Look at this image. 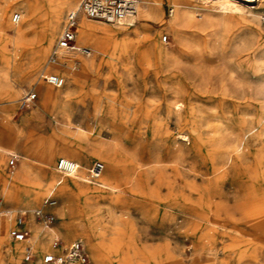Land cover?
<instances>
[{"label":"rangeland","instance_id":"obj_1","mask_svg":"<svg viewBox=\"0 0 264 264\" xmlns=\"http://www.w3.org/2000/svg\"><path fill=\"white\" fill-rule=\"evenodd\" d=\"M79 1L62 9L53 41L42 50L46 15L61 0H0V132L11 121L18 139L12 149L29 159L11 166L15 155L2 158L0 207L13 215L0 221V264L43 261L47 251L36 247L35 257L25 261V248L14 251L8 234L16 213L26 211L27 222L44 198H55L49 193L61 177L68 189L58 192L54 205L55 230L65 244L59 247L82 241L91 264H100L99 257L108 264H264V177L248 173L257 170L264 135L243 128L264 104V16L225 12L205 0H147L159 18L135 17L128 25L84 17L79 29L84 20L99 27L80 42L92 53H74L76 80L59 74L65 84L57 88L41 76L51 73V53ZM176 4L190 23L173 28ZM15 13L22 16L18 24ZM29 91L37 98L21 108ZM216 112L222 122L209 119ZM210 125L222 127L214 139ZM230 132L241 136L250 156L234 163L238 176L212 169L211 150ZM60 158L80 164L75 177L58 172ZM95 161L105 169L89 182L86 169ZM21 167L33 172L35 182L48 183L30 206L4 198L3 182ZM247 190L257 193L255 201L243 197ZM82 212L95 219L96 235L67 237L68 226L83 222ZM3 223L11 225L6 235ZM32 223L37 241L48 243L50 232ZM27 229L33 236V226Z\"/></svg>","mask_w":264,"mask_h":264},{"label":"bare ground","instance_id":"obj_2","mask_svg":"<svg viewBox=\"0 0 264 264\" xmlns=\"http://www.w3.org/2000/svg\"><path fill=\"white\" fill-rule=\"evenodd\" d=\"M73 1H76V0H61V2L50 6L49 12L46 15L47 16V20H46L47 22L44 24L43 35L39 40V49L46 50L51 45V43L53 41V35L55 34V31L58 27L59 13L62 11V9L66 5H68L70 2H73ZM205 1L216 4L218 8H220L221 10H223L225 12H226V10H234V11H240L241 12V11H245L247 9L248 12L252 13L256 19L264 16V0H205ZM142 4H144V7H142V10L139 11V7H140V4H139L138 11H137V14L135 16L131 17L130 19H128L126 21H122L118 24H125L126 23L128 25H132L135 17H138V18L149 17L151 19L159 18L161 13L156 11V7L152 6V4L149 1L144 0L142 2ZM77 6H78V3H76L74 5L72 10L77 9ZM176 7L179 9H178V12H177L175 18L173 19V28H176V27L181 26V25L186 24V23H190V19L188 18V16L185 13L181 12L182 6L180 7L179 4H176ZM252 8L256 9V11H253ZM81 17H79V26H80V18ZM97 29H99V27H97L96 25L91 24L85 20L82 21L81 27L79 29V35L77 36L78 43L80 44V42H84L86 40H89L92 37V32L97 30ZM100 29H102V28H100ZM70 54H71V56H70ZM70 54L67 53L66 56H63L62 62L59 61L60 63L59 62L52 63L49 60V62H48L49 71L51 73L63 74V75L71 76V78H74L75 74H74V72L71 71L72 62L74 61L72 55H74V53H70ZM63 61H64V65H65V70L62 73L60 67L63 65L62 64ZM74 80H76V78H74ZM210 118L211 119H218L220 122L223 121L222 120L223 117L220 116L217 112L210 115L209 119ZM250 119H252V118H250ZM250 119L243 121V128L246 129L245 133L247 134L248 132H250L254 129L256 130V128H257L258 129L257 135L259 137L264 135V104L260 105L258 113L255 117V120H250ZM4 123L6 126L5 129H7V131L0 132V140L1 141L6 140L5 144H7L9 147L3 146L2 143H4V142H0V166L2 164V158L4 157V155H15L16 157H18L20 159L21 158L24 159V162L29 161V159L26 156H22L18 153H15L14 150L12 149V145L15 142L17 143V141H18L17 137L13 135V129L15 128V126L8 119H6ZM208 129H209L208 130L209 133L213 134V136H211L210 139H214L215 136L219 134L218 130H222V127H221V125L219 127L217 125H210ZM226 131H228V130H226ZM230 133L231 134L229 136L226 135L224 137L223 143L221 146L213 148L211 150L212 169H213V173H217V172L220 173L221 172L220 174H223L224 176H227L230 173V171L233 170L234 175L238 176V175H240L241 172L239 171L240 170L239 166H236V167L233 166L234 163L237 160H239V161L242 160L243 158L249 159L250 156H249V152L244 153V151H243L244 148H241V136L234 134L233 132H230ZM241 133H242V131H241ZM79 145H80V143H79ZM66 159H69V158H66ZM78 160H80V158ZM257 162H258L257 170H253L254 173H251V171H249L250 170L249 169L248 173L250 175H253L254 177H257V174L258 175L261 174L264 177V150H263V152H261L257 156ZM76 163H78V162H76ZM259 169L261 170V172L258 171ZM13 172H15V171H13ZM116 173H118V172L116 171ZM75 176H76V174L72 175V176H65V177H75ZM102 176H103V173L101 174V176L99 178H101ZM130 177H132V176H130ZM64 182H65L64 177H61L56 181L55 185L51 188V192L49 194L53 193V195L55 196V200L53 199V197H51L54 200V204L51 206H54L57 204L58 199H59L58 195H57L58 192H65L68 189V186L63 185ZM3 183H4L3 184L4 198L8 199L10 201L13 200L16 203H21V204H24L26 206H30L32 203L36 202V200H38V198H40L41 191L48 187V183L45 184V183L35 182L33 180V172L29 168H24V167L19 168L15 173L7 176L5 182H3ZM17 188H19V189H17ZM54 189H56V190H54ZM54 193L57 195V197ZM215 193H217V192H215ZM256 194L257 193L254 190H247L243 193V195H244L243 197L252 202V201H255L252 199L255 198ZM45 200L43 202V207H42V208H44V210H46L48 207H50L48 205H44ZM65 201H67V199H63L62 203H65ZM210 201H211V199H210ZM205 204L208 205L207 203H205ZM209 204H211V203H209ZM201 206H202V204H201ZM7 210L10 211L13 215V212L11 209H7ZM23 212H26V211H23ZM33 215H34V212H33ZM80 216L83 218V222H76L74 225L68 226L69 228L67 229L68 233H66V236L67 237L68 236L69 237L74 236L80 231L87 233L91 237L95 236L96 235V232L94 231L95 219L92 218V216H90L89 214L84 213V212L79 213V217ZM32 222H34V221H32ZM32 222H29L27 224L29 227L31 226V229L33 226V229H32L33 236H30L29 240H28L29 243L32 244V248L34 249V247H36L40 251L46 250L47 252H51V253L61 252L62 249L60 247H53L51 241H49L48 243H40L39 241H37L39 229ZM10 226L11 225H8L5 223L1 224V230H2L1 235L8 234V229L10 228ZM105 229H107V228L105 227ZM99 234H100V237L103 236V232L100 231ZM2 242L3 241L1 240L0 244ZM26 244L27 243H16V244L12 245V249L13 250L16 249L17 251H20L26 247ZM263 244H264V242H263ZM101 247H102V245H101ZM107 248H109V247L107 246ZM118 251H120V250H118ZM94 253L96 256V254H98L97 250H94ZM122 257H124V256H122ZM99 258H100V264H108V261L105 257H103V258L99 257ZM32 264H44V263H43V261L41 262L40 259H37ZM74 264H78V263H74Z\"/></svg>","mask_w":264,"mask_h":264},{"label":"built area","instance_id":"obj_3","mask_svg":"<svg viewBox=\"0 0 264 264\" xmlns=\"http://www.w3.org/2000/svg\"><path fill=\"white\" fill-rule=\"evenodd\" d=\"M139 0H80L77 9L71 10L66 16L65 25L58 38V41L51 53L50 61L56 63L61 61L63 53L72 52L82 55H91L92 49L82 46L78 43L79 17H85L90 20L100 21L108 24H117L126 21L137 14ZM22 19L20 13H15L12 21L18 24ZM65 51V52H64ZM43 80L60 88L65 84L64 78L56 73L43 74ZM37 98L34 91L27 92L21 99V108L29 107ZM18 157L12 156L10 165L14 166ZM81 169L80 165L74 160L60 158L57 162V170L65 176H72ZM105 169L104 163L95 161L86 170V179L89 181L97 180ZM54 200L48 197L44 205L51 206ZM12 215L10 211L0 207V221ZM25 212H18L14 215L15 226L9 231V240L11 243H27L24 249L25 261H31L34 257V250L29 243V230L26 228ZM34 216L39 220L45 229L52 232V246L59 247L64 244L62 238L54 232L56 224V214L52 211H46L44 208L34 210ZM54 232V233H53ZM44 264H91V260L84 244L80 240L72 241L66 245L61 252H46L43 255Z\"/></svg>","mask_w":264,"mask_h":264},{"label":"crops","instance_id":"obj_4","mask_svg":"<svg viewBox=\"0 0 264 264\" xmlns=\"http://www.w3.org/2000/svg\"><path fill=\"white\" fill-rule=\"evenodd\" d=\"M82 18H84V17H81L80 19H82ZM78 40V39H77ZM61 61H62V59H61ZM60 61V62H61ZM59 62V63H60ZM91 166V165H90ZM89 166V167H90ZM87 170V169H86ZM47 198V197H46ZM46 198H44V200L46 199ZM54 198V197H53ZM55 199V198H54ZM44 200H43V202H44ZM43 202H42V205L41 206H43ZM47 211H52V212H56L57 211V209H55L54 208V206H50V207H48L47 209H46ZM30 216H29V219H28V221L30 222V220L33 218V220L35 221V222H38L39 224H40V222L35 218V216L33 215V213H32V215L31 214H29ZM27 221V222H28ZM27 222H26V224H25V226H26V228L28 227V225H27ZM48 232H50V231H48ZM54 232L57 234V233H59V232H57V230H55L54 229ZM53 232V233H54ZM52 237H53V234H52V232H50V237L49 238H51L52 239ZM47 240H49L50 241V239H47ZM63 245H65V244H63ZM62 245V246H63ZM34 250V249H33Z\"/></svg>","mask_w":264,"mask_h":264}]
</instances>
